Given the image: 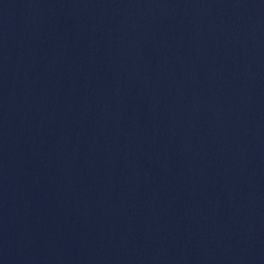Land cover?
Wrapping results in <instances>:
<instances>
[{"label": "water", "instance_id": "1", "mask_svg": "<svg viewBox=\"0 0 264 264\" xmlns=\"http://www.w3.org/2000/svg\"><path fill=\"white\" fill-rule=\"evenodd\" d=\"M0 264H264V0H0Z\"/></svg>", "mask_w": 264, "mask_h": 264}]
</instances>
